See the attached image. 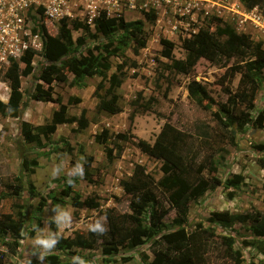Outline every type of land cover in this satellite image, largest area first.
Listing matches in <instances>:
<instances>
[{
    "label": "rangeland",
    "instance_id": "rangeland-1",
    "mask_svg": "<svg viewBox=\"0 0 264 264\" xmlns=\"http://www.w3.org/2000/svg\"><path fill=\"white\" fill-rule=\"evenodd\" d=\"M102 10L111 16L123 15L127 20H144L146 45L138 54L133 51L132 42L122 53L128 59L126 76L117 89L118 104L121 111L111 113L97 110L98 98L94 90L102 77L98 75L84 77L80 84L75 83L74 74L65 70L68 80L60 81L48 76V80L37 79L46 64L41 56L44 28L56 35L64 19L70 22L78 18L89 24L96 37L86 38L85 48H91L100 58L104 55L101 44L106 37L97 32L95 20ZM155 12V20H147L144 12ZM231 24L238 32L248 33L255 41L263 42L264 13L261 7L248 9L241 0H36L31 4L27 15V27L32 34L27 41L38 54L35 55L33 74L22 76L21 90L23 100L18 117L0 114V192L5 191V183L22 175L25 190L20 196H7L0 201V215L13 213L16 218L27 217L25 228L17 253H7L5 264H47L46 257L57 254L60 264L81 262V264H143L141 253L153 256V239L144 238L136 247H119L111 256H104L103 245L98 242L92 248L74 246L66 249L57 245V236L75 238L78 234L87 235L91 229L100 231L109 228L106 214H132L133 198L122 187L121 181L129 177L135 164H143L151 177L162 176V161L140 151L132 142L116 139V132L131 131L149 142H154L163 125L169 123L184 134L191 148L190 154L205 159L212 170H205V176H216L222 182L241 177L238 186L227 183L215 189H209L199 199L190 204L189 221L185 230L199 226L215 232L214 242L209 251L210 264L225 263L222 259L221 237L232 236L234 248L240 250L245 264H264V252L244 240L255 239L250 224L240 222L223 226L210 220L215 212L246 213L264 211V169L258 160L264 156V124L254 123L259 111L264 109V90H259L255 99V108L251 111L252 121L242 125L225 127L218 121L215 112L221 104L231 105V95L225 91L229 86L236 91L240 74L232 80L223 78L226 68L202 58L189 73L175 71L172 59L164 56L162 41L173 42L172 52L176 59L184 58L183 38L191 36L199 28L216 29L220 21ZM39 38L35 41L34 36ZM73 39L83 35V30L73 29ZM118 42V41H116ZM16 60L20 61V57ZM108 75L116 70L122 58L112 56ZM236 59H231V65ZM24 68V63H20ZM10 64L3 66L0 77H9ZM193 81L204 84L213 99L212 108L205 109L189 95V84ZM40 82L44 87L54 86L55 95H61L68 105V114L79 116L83 109L89 126L79 129L76 122L58 124L55 132L50 133L46 125L51 121L52 113L58 104L37 101L30 96L35 85ZM100 90L105 94L109 85ZM8 80L0 79V98L8 100L10 89ZM5 94V95H4ZM139 94H141L140 97ZM136 98L149 110L136 109ZM135 110V111H134ZM135 112L133 122L130 115ZM218 116H220L218 114ZM22 121L29 122L34 132L40 134L41 144L29 143L21 133ZM110 130L109 146L116 142L123 147L122 156L108 160L105 145L96 138L102 128ZM22 154L28 157L33 172L24 169ZM94 159L88 166V156ZM37 164H32V161ZM72 180V188L80 199L95 198L96 207L72 204L74 193L64 197V202L55 203L51 194L61 195L66 179ZM35 189L32 190L30 184ZM158 200L166 207L167 193L155 188ZM169 213L163 220L162 232L171 233L178 227L174 225L175 210L169 207ZM151 209L141 215L144 223L151 217ZM7 242L10 238L1 237ZM0 247L7 250L0 243ZM129 256L128 261L124 257ZM227 264V263H226Z\"/></svg>",
    "mask_w": 264,
    "mask_h": 264
},
{
    "label": "trees",
    "instance_id": "trees-1",
    "mask_svg": "<svg viewBox=\"0 0 264 264\" xmlns=\"http://www.w3.org/2000/svg\"><path fill=\"white\" fill-rule=\"evenodd\" d=\"M248 9L261 7L264 13V0H241ZM147 20H155V12H144ZM220 24L216 29L210 30L199 28L191 36L183 38L182 45L185 51L184 58L176 59L172 52L173 42L164 39L162 41L164 49L162 54L173 60L172 68L180 73H189L195 68L202 58L227 67L223 78L232 80L238 73L239 81L235 92L232 93L230 87L224 86L226 92L231 95V105L221 104L219 111L215 112L218 121L225 127L242 126L252 121L251 111L255 108V99L259 90H264V47L263 42L255 41L248 33L238 32L231 24L218 18ZM70 22L64 19L56 35L49 34L46 29L42 35L41 56L46 64L42 67L41 75L37 78L48 80V76L53 75L57 80H68L67 73L74 74L75 83L81 82L84 77L98 75L102 77L94 90L95 97L98 98L97 110L99 112L109 111L118 113L121 106L118 104L119 94L117 89L123 83L126 76V66L128 59L122 53L124 48L132 42L133 51L138 54L140 49L146 45V35L144 20H127L123 15L111 16L106 10H102L95 20L97 32L106 37V42L101 44L104 55L100 58L94 51L86 47L88 36L96 37L91 31L89 24H83L78 18ZM82 29L83 35L76 40L73 39L72 30ZM118 41V42H116ZM38 52L33 47H28L21 55L20 61L11 58L9 67V77H3V81L8 80L10 95L8 101L0 98V114L3 116L18 117L20 115L23 92L21 90V78L34 73V57ZM117 56L122 61L116 65V70L108 75L112 64L110 58ZM231 59L236 61L229 65ZM24 63L21 68L20 63ZM109 85L105 88V94L100 90L105 87V81ZM189 95L198 105L205 109H211L213 99L210 97L207 87L197 81H193L188 87ZM30 96L43 102L58 104L51 116V121L46 125L48 132L53 133L58 124L76 122L79 129H86L89 120L83 109L79 116L68 114V105L63 102L61 95H55L54 86L44 87L40 82L35 85ZM139 94L138 97H140ZM136 109L148 106L139 102L136 98ZM135 111V110H134ZM218 114L220 116H218ZM135 112L130 115L133 122ZM259 126L264 124V109L259 111L253 120ZM21 133L23 139L29 143L41 144L40 134L34 132V128L29 122L22 121ZM116 139L132 142L140 151L162 161V176L158 179L151 177L147 173L143 164L137 163L132 174L121 181L122 187L127 194L132 196V214H111L107 213L109 228L104 231L91 229L87 235L78 234L75 238L57 236V245L66 249L74 246L92 248L98 242L103 245L102 253L104 256H111L119 247H136L144 242V238L153 239L151 246L153 256L150 257L146 252L141 253L143 264H210L209 251L214 242L215 232L199 226L192 230H185L184 225L188 223L190 204L193 200L199 199L209 189H215L223 183L238 186L241 182L240 176H235L233 180L222 182L216 176H205V170H212L205 159L198 158L197 154H190L191 148L184 134L177 131L169 123H165L157 135L154 142H149L139 137L131 131L116 132L113 135ZM111 137L107 127L102 128L96 138L105 145V154L108 160L122 156L123 147L116 142L112 147L109 146ZM93 156H88V166L93 161ZM22 163L25 170L33 172L30 168L28 157L22 154ZM259 165L264 169V156L258 160ZM32 164L36 165L34 160ZM66 186L61 191L60 196L51 194L55 203L64 202V197L74 193L72 204L76 207L87 206L96 207L98 201L93 197L83 200L72 188V180L66 179ZM5 191L0 192V201L7 196H20L25 190V183L22 175H18L14 180H9L5 184ZM32 190L34 185L30 184ZM155 188H159L167 193L166 200L169 207L175 210L173 219L174 225L178 227L171 233H161L163 220L169 213L162 200H158ZM147 209H151V217L148 223H144L141 215ZM210 220L218 221L223 226H231L233 223L240 222L250 224L255 239L252 241L244 240L246 245H252L264 252V211H252L246 213L229 214L227 212H215ZM27 217L22 214L16 218L13 213H3L0 215V238L9 237L5 242L0 239V243L6 246L7 250L0 247V264H5L7 253H17L25 228ZM221 252L223 262L221 264H245L240 250L234 248L235 240L232 236L221 237ZM128 261L129 256L123 258ZM47 264H60V257L51 254L46 257ZM70 264H81V262H71Z\"/></svg>",
    "mask_w": 264,
    "mask_h": 264
},
{
    "label": "built area",
    "instance_id": "built-area-1",
    "mask_svg": "<svg viewBox=\"0 0 264 264\" xmlns=\"http://www.w3.org/2000/svg\"><path fill=\"white\" fill-rule=\"evenodd\" d=\"M35 1L0 0V71L11 63V58L21 57L28 47H32L26 39L32 34L26 19ZM34 38L35 41L39 38L38 33Z\"/></svg>",
    "mask_w": 264,
    "mask_h": 264
},
{
    "label": "crops",
    "instance_id": "crops-1",
    "mask_svg": "<svg viewBox=\"0 0 264 264\" xmlns=\"http://www.w3.org/2000/svg\"><path fill=\"white\" fill-rule=\"evenodd\" d=\"M7 88L10 89V87H8V86H7ZM4 95H5V94H4ZM9 95H10V93H9ZM8 99H9V97H8ZM4 101H6V100H4ZM7 101H8V100H7Z\"/></svg>",
    "mask_w": 264,
    "mask_h": 264
}]
</instances>
